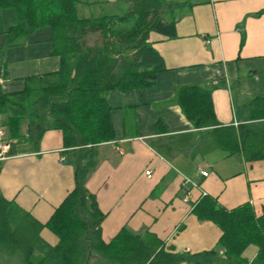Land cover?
<instances>
[{
  "label": "crops",
  "instance_id": "obj_1",
  "mask_svg": "<svg viewBox=\"0 0 264 264\" xmlns=\"http://www.w3.org/2000/svg\"><path fill=\"white\" fill-rule=\"evenodd\" d=\"M76 1L80 19L130 10L128 0ZM160 1L175 36L151 31L147 43L164 70L151 86L107 94L114 137L95 147L85 187L104 215V243L126 228L155 237L164 254L179 258L175 264H225L221 230L193 209L206 196L226 210L248 204L256 217L264 215V0ZM16 22L0 0V96L11 98L61 64L50 28L16 37ZM185 87L210 92L215 125L196 128L187 119L178 103ZM4 121L0 114V196L43 225L41 246H54L58 240L44 225L75 186L77 157L60 130L47 128L32 140L24 123L16 141ZM245 134L257 140L245 145ZM184 179L196 186L182 187ZM245 252L249 261L256 256V249ZM95 256L89 263L101 264Z\"/></svg>",
  "mask_w": 264,
  "mask_h": 264
},
{
  "label": "trees",
  "instance_id": "obj_2",
  "mask_svg": "<svg viewBox=\"0 0 264 264\" xmlns=\"http://www.w3.org/2000/svg\"><path fill=\"white\" fill-rule=\"evenodd\" d=\"M128 1L130 10L123 16L80 19L76 0H1L15 12L13 36L48 27L61 57L57 72L29 79L16 98L0 96L8 137L21 141L24 123L32 140H38L47 128L57 129L77 157L75 186L44 225L57 238L56 245L41 246L38 235L43 225L0 196V252L19 253L21 264H90L95 255L101 264L179 261L175 255L164 254L161 242L152 235L140 237L126 228L104 243L100 236L104 215L85 187L94 168L95 147L114 137L107 94L151 86L164 65L147 43L148 34L175 36L174 23L162 18L160 0ZM98 34L100 41L88 45L87 37ZM178 103L196 128L215 125L210 92L182 88ZM226 134L227 141L234 143L233 131ZM250 138L257 140L245 134L242 142L246 145ZM193 211L198 219L211 221L221 230L217 248L224 250L225 264H264V215L256 217L248 204L226 210L206 196ZM249 246L256 248L251 261L243 256ZM36 248L38 255L33 252Z\"/></svg>",
  "mask_w": 264,
  "mask_h": 264
},
{
  "label": "rangeland",
  "instance_id": "obj_3",
  "mask_svg": "<svg viewBox=\"0 0 264 264\" xmlns=\"http://www.w3.org/2000/svg\"><path fill=\"white\" fill-rule=\"evenodd\" d=\"M101 36L94 35L91 38H89L88 42H91L92 44L99 42ZM256 248L254 246H249L247 251L245 252L246 256H250L249 254L254 251ZM19 255V253H18ZM18 255H13L7 252H0V264H21V258Z\"/></svg>",
  "mask_w": 264,
  "mask_h": 264
},
{
  "label": "built area",
  "instance_id": "obj_4",
  "mask_svg": "<svg viewBox=\"0 0 264 264\" xmlns=\"http://www.w3.org/2000/svg\"><path fill=\"white\" fill-rule=\"evenodd\" d=\"M0 134L2 135L1 132H0ZM1 148H2L3 151H5V150H7L8 146H7V144H2V145H1ZM200 174H201L202 176H204V177H206V176L208 175L207 172H203V171H201ZM146 175L149 176V175H150V171H147V172H146ZM187 186L195 187L196 184H195L194 182H192L191 180H189V179H184V180H183V183H182V187H187ZM184 201L186 202L187 199H184Z\"/></svg>",
  "mask_w": 264,
  "mask_h": 264
}]
</instances>
